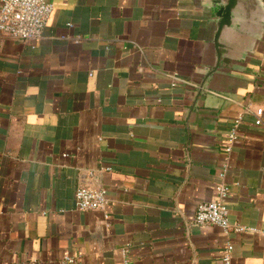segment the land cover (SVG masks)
I'll return each instance as SVG.
<instances>
[{
    "label": "crops",
    "instance_id": "crops-1",
    "mask_svg": "<svg viewBox=\"0 0 264 264\" xmlns=\"http://www.w3.org/2000/svg\"><path fill=\"white\" fill-rule=\"evenodd\" d=\"M51 1L35 47L0 39V264H223L228 243L264 264V37L230 94L200 95L201 0ZM225 168L243 233L194 225Z\"/></svg>",
    "mask_w": 264,
    "mask_h": 264
},
{
    "label": "water",
    "instance_id": "water-1",
    "mask_svg": "<svg viewBox=\"0 0 264 264\" xmlns=\"http://www.w3.org/2000/svg\"><path fill=\"white\" fill-rule=\"evenodd\" d=\"M217 29L205 47L203 68L191 83L198 93L230 94L264 37V0H201Z\"/></svg>",
    "mask_w": 264,
    "mask_h": 264
},
{
    "label": "built area",
    "instance_id": "built-area-1",
    "mask_svg": "<svg viewBox=\"0 0 264 264\" xmlns=\"http://www.w3.org/2000/svg\"><path fill=\"white\" fill-rule=\"evenodd\" d=\"M53 11L54 4L51 0H0V39L9 37L35 47L43 38ZM261 114L262 110H258L257 115ZM239 126L238 120L230 132V143L237 138ZM226 150L230 151L231 147L228 146ZM226 175L225 168L220 175L221 181L215 188L216 199L198 205L194 225H213L222 228L226 233L231 230L243 233L247 231L245 227L232 225L229 221L228 198L231 189L225 181ZM75 199L81 212L105 211L110 204L107 190L104 188L80 187L76 190ZM233 249V244L228 243L222 257L223 264H232ZM67 262L73 263L74 260L67 259Z\"/></svg>",
    "mask_w": 264,
    "mask_h": 264
}]
</instances>
